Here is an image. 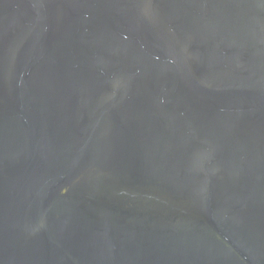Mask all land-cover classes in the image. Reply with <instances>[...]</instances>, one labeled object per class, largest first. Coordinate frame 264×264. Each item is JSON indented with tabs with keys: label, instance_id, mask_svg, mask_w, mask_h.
I'll use <instances>...</instances> for the list:
<instances>
[{
	"label": "water",
	"instance_id": "water-1",
	"mask_svg": "<svg viewBox=\"0 0 264 264\" xmlns=\"http://www.w3.org/2000/svg\"><path fill=\"white\" fill-rule=\"evenodd\" d=\"M0 264H264V0H0Z\"/></svg>",
	"mask_w": 264,
	"mask_h": 264
}]
</instances>
